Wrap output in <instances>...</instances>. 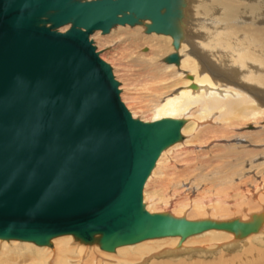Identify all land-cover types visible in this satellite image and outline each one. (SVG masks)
<instances>
[{
  "label": "water",
  "instance_id": "obj_1",
  "mask_svg": "<svg viewBox=\"0 0 264 264\" xmlns=\"http://www.w3.org/2000/svg\"><path fill=\"white\" fill-rule=\"evenodd\" d=\"M177 0H0V240L50 245L72 235L101 249L208 230L247 236L258 222L147 212L143 185L182 121L133 120L94 30L149 20L171 35ZM70 24L65 33L58 28Z\"/></svg>",
  "mask_w": 264,
  "mask_h": 264
},
{
  "label": "bare ground",
  "instance_id": "obj_2",
  "mask_svg": "<svg viewBox=\"0 0 264 264\" xmlns=\"http://www.w3.org/2000/svg\"><path fill=\"white\" fill-rule=\"evenodd\" d=\"M176 10L178 15L172 20L173 33L171 35L148 33V27L151 24L149 20H139L136 24L131 26L116 25L107 32H110L111 35L114 30H122L124 31L123 35L125 34L127 36H125L126 39L133 45L142 46L149 43L151 47L147 49L146 54L143 49L140 53L141 57H149L148 59L150 62L148 64L150 66V71L158 73L157 70L160 68L159 65H161L164 71V75L161 77L160 83L157 86L156 103L150 111L152 114L151 120L145 123H152L162 119L182 121L183 125L179 131L180 137L194 133L200 123H207L208 125V122L211 121H213L211 123H220V125L222 123L223 126L230 130L231 127L238 125L239 127H248L254 124L255 128H257V125L264 123V0H177ZM70 26V24L64 25L58 28L57 31L59 33H65ZM95 32L107 34L101 30H94L89 35V41L92 39L93 33ZM119 34L121 33H118L117 36ZM141 49L142 48L139 50ZM141 60L143 61V59ZM254 101L257 102V104ZM130 113V117L136 120L137 113ZM262 128L263 129H260L261 132H249V135L254 134L252 138H255L254 143L256 144H251L252 141L249 142L243 138H236V140L239 142H246V147H256L258 145L259 147H263L264 126ZM210 132H212V129ZM210 132L208 135H212ZM232 134L234 133L232 132ZM215 135H217V133L213 136ZM176 143L170 145L159 154L144 183V194L151 180L154 179L156 172L160 169L159 167L164 164L163 160L169 148L180 146L179 144L176 145ZM257 143L259 144L257 145ZM251 152L252 150H250L248 154L252 155L253 152ZM253 157V155L250 156V158ZM238 172H235L234 177L239 175ZM198 178L199 179L192 178L194 181L190 184L187 190L188 192L191 190H198L200 186L204 188L209 186L204 183L207 180L203 176H199ZM249 187L251 189L250 192L253 194L254 190L256 191V183L250 184ZM261 189L264 190V186H260V190ZM204 190L207 192L208 188ZM254 194L252 197H254ZM196 202H194L195 205L197 204ZM155 206L156 203L152 205L154 208ZM154 208L152 209L154 210ZM197 208L198 207H195V209L183 215V218H187L191 215V217L194 216L198 221H202L206 217V213L205 211L201 212L200 208L197 210ZM217 209H221V207H217ZM258 209H256L257 211L253 210L251 212L253 213L256 211V213H253L254 220H248L250 218L247 219L250 222H246V219H243L245 222L241 221V219L240 221L236 220L242 223L257 221L258 228L255 233L242 236L240 233H233L226 230H208L198 235L191 236L193 240L189 242V244H194L196 242L201 243L206 239L201 240V238L209 234L210 237L207 239L215 243L216 241L229 239L230 242L224 244V248L230 249L240 244L242 239L250 243L249 246H246L248 248L244 247V249L240 250L239 254L234 255L231 259H224L221 255L219 262L215 260L216 263L264 264V210ZM248 213H250V211H248ZM232 221H235V219L226 220L225 223ZM66 236L72 235L55 238L66 239ZM55 238L53 239L55 240ZM98 238L99 235H96L94 241L90 243L91 246H88V244L76 238L77 244L71 246L72 250L67 248H62V250L58 249L56 264H74L73 260L68 261L64 259L66 252L76 253L80 258H86L91 263L94 261L98 264V259L95 257L99 254L98 247H100V244ZM171 238L174 237H170L169 239ZM53 239L51 240L53 241ZM159 239L163 238L148 239L139 243L120 246L110 252H105L104 250V252H101L99 255L104 258L115 260V264L123 263L121 257L125 258L124 264H197L194 261L196 259L191 260L193 259L192 256L187 258L182 256L183 258H178L174 261L155 260L165 257L166 255L172 256V259L177 255L174 251L168 249L161 250L157 253L163 246H177V243L174 241L160 242L157 241ZM147 241L153 242L145 244ZM2 242L35 245L33 243L20 241ZM19 245L17 250L21 249L24 250V252L36 251V256L38 257L44 255V248L37 245V248L29 245ZM180 248L182 249V246ZM187 249H189V246ZM206 249L207 248H204V250ZM189 253L191 254V252ZM193 255L195 254L193 253ZM119 256L121 261L115 258ZM211 261L207 264H213ZM199 263H201V261H199L198 264ZM102 264L108 263L102 261Z\"/></svg>",
  "mask_w": 264,
  "mask_h": 264
},
{
  "label": "rangeland",
  "instance_id": "obj_3",
  "mask_svg": "<svg viewBox=\"0 0 264 264\" xmlns=\"http://www.w3.org/2000/svg\"><path fill=\"white\" fill-rule=\"evenodd\" d=\"M118 33L121 34L117 36ZM123 33L124 31L119 29L114 30L111 35L110 32L107 34L95 32L93 33L94 35L92 34L93 37L90 41L95 47L99 58L110 66L112 75L118 82L120 101L123 103L126 110L129 113H137L136 120L143 123L149 122L152 117L150 111L157 100V86L160 83L161 77L164 75V71L162 70L161 65H159L160 68L157 70L158 73L150 71V66L148 64L150 62L148 59L149 57H141V51L144 49L146 54L147 49L151 47L149 43L142 46L133 45L126 39L127 36L125 34L123 35ZM140 48L142 49L139 50ZM141 59H143V61ZM255 103L257 104V102ZM211 122H208V125L207 123H200L203 125L199 124L196 131H194L195 134H186L184 135L185 137H180V140L176 143V145L179 144L180 146L174 145L175 147L169 148L166 157L163 160L164 164L159 167L160 169L156 172L154 179L151 180L145 194V185L143 187L142 204L147 212L152 214L158 213L169 215L187 221L225 223L226 220L233 218L239 221L240 219L241 221L246 219V222H250L255 219L253 213H256V209L259 208L258 210H264V190H260V186H264V146L259 147V143H257L258 146L256 147H246V142H239L236 140V138H243L249 142L252 141L251 144H253L255 142V138H252L254 134L249 135V132L257 133L260 129H263L262 127L264 126V123L257 125V128H255L254 124L248 127H239L238 125L231 127L230 130L223 126L222 123L220 125V123L215 124ZM211 129L212 132H210ZM209 132L210 134L212 133V135H208ZM232 132L234 134H232ZM216 133L217 135L213 136ZM250 150L253 152V158H250L252 155L248 154ZM235 172H238L239 174L237 177H234ZM199 176H203L207 180L204 182L206 185L210 186L205 187L206 189L208 188L207 192L202 186H200L198 190H191L188 192L187 190L190 184L194 181L192 178L199 179ZM254 182L257 186L256 191L254 190L253 192V194L255 193V198L252 197L253 194L250 192L251 189L249 187V185ZM194 202L197 204L195 205ZM155 203L156 209L152 207ZM194 206L200 208L201 212L205 211L206 217L202 221H198V219H195L194 216L191 217V215L187 218H183V215H186L192 209H195ZM151 207L154 208V210ZM217 207H221L222 211L221 209H217ZM198 208L197 210H199ZM253 210L256 211L251 213ZM248 211H250V213H248ZM66 237V239L55 238V240L53 239V241H50L49 246L41 247L44 248V255L40 257L36 256V251L24 252V250L21 249L17 250V247L20 246L19 244L32 247H36V245L13 242L8 243L2 242L6 240H0V264H56V254L58 249L62 250V248H67L72 250L71 246L77 244L76 237ZM209 237V234L205 237H200L201 240L206 239L201 243L196 242L194 244H189V242H192L193 237L192 239L191 237H188L184 240L180 237H174L171 239H169L170 237H163V239L157 241H174L177 243V246H163L157 251V253L161 250L168 249L174 251L177 255L172 259V256L166 255L165 257L155 260L174 261L178 258L192 256L193 259L191 260L196 259L194 261L197 264L199 261H201L199 264H207L210 263L211 260L214 264L216 263L215 260H217V262L220 261L221 255L224 259H231L234 255L239 254L241 249L250 245L249 242L247 243L245 240L241 239L240 244L236 247L227 249L224 248V244L230 242L229 239L218 242L216 241L215 243L209 241L210 239H207ZM151 242L153 241H147L145 244ZM86 244L91 246L90 243ZM181 246L182 249L180 248ZM188 246L189 249H187ZM204 248H207V251L204 250ZM98 251L99 254L104 252V250L101 249V246L98 247ZM189 252H191V254ZM193 253L195 255H193ZM99 254H95V257L98 259V264H102V261L108 264H115V260L104 258ZM115 258L120 260V256ZM121 258L123 262L122 264H124L125 258ZM64 259L68 261L73 260L74 264H96V262L92 261L91 263L88 259H82L76 255V253L73 254L72 252H66Z\"/></svg>",
  "mask_w": 264,
  "mask_h": 264
}]
</instances>
